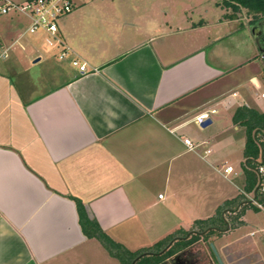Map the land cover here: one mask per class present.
<instances>
[{"label":"crops","instance_id":"obj_1","mask_svg":"<svg viewBox=\"0 0 264 264\" xmlns=\"http://www.w3.org/2000/svg\"><path fill=\"white\" fill-rule=\"evenodd\" d=\"M167 14H68L59 37L87 71L64 60L51 73L62 82L36 93L23 77L26 54L0 67V264H120L82 234L69 197L130 252L197 231L207 240L186 248L183 259L214 263L212 243L223 264H264L255 233L244 232L250 211L241 208L249 202L226 207L222 222L212 213L202 218L194 205L201 191L191 184L202 166L243 191L234 162L245 135L232 117L242 107L264 112V62L255 42L264 17L251 23L250 15L190 13L193 20L170 13L169 23ZM22 34L9 26L0 48L19 44ZM40 35L52 40L34 37ZM47 46L40 49L46 56L61 50ZM28 57L29 65L44 58ZM203 114L213 128L206 138L189 130ZM209 218L211 226L195 225Z\"/></svg>","mask_w":264,"mask_h":264},{"label":"rangeland","instance_id":"obj_2","mask_svg":"<svg viewBox=\"0 0 264 264\" xmlns=\"http://www.w3.org/2000/svg\"><path fill=\"white\" fill-rule=\"evenodd\" d=\"M12 1L23 2V0ZM221 1L222 0H82L71 13H153L155 18L156 15L159 17L158 13H168L167 17L163 20H166L170 23L172 20L170 13L173 15L188 13V17L192 18L193 20H196L197 14L190 15V13H227L221 8ZM247 16L249 15L245 10H242L238 15H236V17L244 20L247 19ZM60 24L61 23H59V25ZM9 26H14L16 31L19 33H24L28 26V20L22 15H13L10 17L1 16L0 32L6 30ZM41 37H34L32 35L25 34L23 39L19 41V44H15V46H13L11 42H8L5 46H3V49L7 50V57L0 59V67H6V65L9 66V64L14 63L15 60L21 62L19 58L20 53L26 54V56L23 57L24 59L21 58L23 65L26 68V73H24L23 77H27L32 80L31 83L34 85V93L41 91L42 89H48L52 86L60 84L63 78L61 76H54L51 73L54 71H60L58 65H60V63L66 62L58 60L59 51L54 47L48 56L44 55L40 49L48 48L47 45H51L50 47H52L55 42L48 38ZM21 44L24 46V48H26V53L23 51L21 52L19 48V45ZM31 51L33 53H31ZM37 53H40L44 56L43 60L36 63L35 65H29L30 57L28 56H32V54L37 55ZM69 67L72 70L75 69L70 65ZM17 69H19V67L15 65V70L17 71ZM42 77H44L43 80L41 79ZM212 129L213 128H211V126L201 129L195 124L190 125L189 127V130H191V135L197 133V135L205 138L209 135ZM243 133L244 130L241 129L239 132L241 137L243 136ZM202 148L206 149L207 146H203ZM235 158H238V161L239 159L241 162L244 161L240 154H235ZM238 161L234 162L236 170L240 167V163ZM199 163L202 164L200 161ZM198 174H195L196 178H194L193 182L191 183L201 191L199 203L198 201L194 203L195 208L196 206L198 207L195 214L203 218L208 213H212L214 215L213 217L220 221V214H222L226 208L224 207V205H226L224 204L225 202L222 201L223 198H230L234 195H242L241 191H237V189L224 180L223 177L219 175V173H214L212 170H210V172L205 171L202 166L200 167V173ZM235 184L237 185V183ZM242 197L244 198L243 195ZM240 200L241 199L239 198L238 202ZM196 203H198V205ZM219 208L222 212L218 211ZM246 209L250 211L248 213L250 224L247 228H245L244 232L252 231L255 233V242L258 243V245L262 248V251H264V213L262 211L254 210L255 208L252 204H249ZM190 212L191 211H187L185 213V218H190ZM152 227L157 228L156 225H153ZM146 249L148 248H145V251ZM140 250L138 251H144L143 249ZM143 253H140V255Z\"/></svg>","mask_w":264,"mask_h":264},{"label":"trees","instance_id":"obj_3","mask_svg":"<svg viewBox=\"0 0 264 264\" xmlns=\"http://www.w3.org/2000/svg\"><path fill=\"white\" fill-rule=\"evenodd\" d=\"M221 8L227 12L224 14V17L227 19L236 18V15H238L242 10H245L246 13L251 16V23H255L258 19L264 17V0H222ZM232 122L234 125L241 127L244 130L245 144L242 151L244 161L241 162L240 165L244 175L243 191L246 194H252L254 190H256L259 183L257 170L260 166H264V161L261 162V155L264 156V136H260L264 131V112H258L245 107L238 108L232 117ZM69 198L75 203L78 224L82 234L88 239L97 240L108 252V254L111 257L116 258L120 264H131V262L138 257L140 253L146 251L157 252L164 244L167 243V240L170 239V237H168L162 242L146 249V251L143 249V252H140L141 250L130 252L121 244L114 242L102 231L96 220L88 216L85 206L79 199L74 197ZM239 198H243L242 195L237 196L231 201H226L224 203L226 204L224 207H228L229 205L238 202ZM249 204L251 203H246L242 206L241 211L249 206ZM253 207L257 209L255 206ZM218 211H220V208ZM220 219V222H222L223 220L221 216ZM213 223V218L195 221V225L201 230L211 226ZM196 239H198L197 236H195L193 240ZM170 254L171 252L167 255ZM161 259L162 257L159 256H143L136 261L135 264H157Z\"/></svg>","mask_w":264,"mask_h":264},{"label":"built area","instance_id":"obj_4","mask_svg":"<svg viewBox=\"0 0 264 264\" xmlns=\"http://www.w3.org/2000/svg\"><path fill=\"white\" fill-rule=\"evenodd\" d=\"M82 0H25L23 2H15L11 0H0V17L22 15L28 20L25 34L38 35L45 34L50 37L55 44L61 48L58 60H68L69 65L75 68L79 74L86 73V64L82 63L77 56L68 49L67 45L59 37V23L61 20L70 14L79 5ZM7 57V50L0 48V59ZM207 115L203 114L195 119L196 125L199 127L206 119ZM184 145L190 152H195L197 146L190 139L183 140ZM205 155L210 153V150H205ZM264 161V156L261 155V162ZM224 174L230 173L231 168L226 167L223 170ZM259 183L254 190V193L248 195L241 191L249 203L259 210L264 209V166H260L257 170ZM162 196L159 195V198Z\"/></svg>","mask_w":264,"mask_h":264},{"label":"flooded vegetation","instance_id":"obj_5","mask_svg":"<svg viewBox=\"0 0 264 264\" xmlns=\"http://www.w3.org/2000/svg\"><path fill=\"white\" fill-rule=\"evenodd\" d=\"M196 232L197 231H193V232L190 231V232L185 233L181 237L173 238V241H169L166 244H164L163 247L160 248V250H158L157 252H155V251H146L143 254H147L145 256H152V257L153 256H157V257L159 256V257H162L160 262L157 263V264H167V263H165V261H166V259L168 257H170L171 255L176 254L177 252H180V251L188 248L195 241L202 240V242H206L207 237H205V236L203 237V236H199L198 235V234L203 233V232H200V233L199 232L196 233ZM195 236H197L198 239L193 240ZM208 248H209V243H208ZM170 252H171V254L167 255ZM182 257L183 256L176 258L173 261V264H196L195 261L193 262V260H188V259L186 260V259H183ZM202 264H211V263H210V261H203ZM214 264H216V262H214Z\"/></svg>","mask_w":264,"mask_h":264},{"label":"water","instance_id":"obj_6","mask_svg":"<svg viewBox=\"0 0 264 264\" xmlns=\"http://www.w3.org/2000/svg\"><path fill=\"white\" fill-rule=\"evenodd\" d=\"M252 31H253V33H254V29H252ZM255 42H256V46H257V48H258V51H259V53L261 54V58H262V60H263V62H264V24H263L262 27L260 28V30H259V32H258V36L256 37ZM210 124H211V120H210L209 118H207V119H206V120H205V121H204L199 127H200L201 129H204V128L208 127ZM255 191H256V190H255ZM200 243H201V242H200ZM209 249H210V251L212 252L213 256L215 257V262H216V264H223L222 261H221V259H220V257H219V255H218V253H217V251H216V249H215V247H214V245H213L212 243H209ZM184 250H185V249H184ZM184 250L180 251L179 253H177V254L174 255L173 257L167 259V260L165 261V263H167V264H173V261H174L176 258L180 257V256L185 252ZM145 255H147V254L139 255L138 257H136V258L131 262V264H135V262H136L137 260H139L141 257H143V256H145ZM210 263H211V264H214V263H212V261H210Z\"/></svg>","mask_w":264,"mask_h":264}]
</instances>
